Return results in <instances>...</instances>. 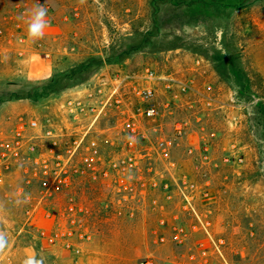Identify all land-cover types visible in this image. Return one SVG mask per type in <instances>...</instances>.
<instances>
[{
  "label": "rangeland",
  "instance_id": "rangeland-1",
  "mask_svg": "<svg viewBox=\"0 0 264 264\" xmlns=\"http://www.w3.org/2000/svg\"><path fill=\"white\" fill-rule=\"evenodd\" d=\"M37 7L48 26L32 40ZM149 85L153 119L139 113ZM95 151L130 169L134 219L84 208L90 253L59 257L44 180ZM0 157L2 264H197L204 249L208 264H264V0H0ZM197 215L210 235L192 234Z\"/></svg>",
  "mask_w": 264,
  "mask_h": 264
},
{
  "label": "crops",
  "instance_id": "crops-1",
  "mask_svg": "<svg viewBox=\"0 0 264 264\" xmlns=\"http://www.w3.org/2000/svg\"><path fill=\"white\" fill-rule=\"evenodd\" d=\"M79 165L61 168L59 177L52 180L53 182H57L60 211L56 216L55 214L52 215L49 210L44 216L43 239L45 242H48L49 247H58L59 257L62 252L64 255L71 252L81 255L85 251L90 253V247L88 246L91 245V242H93L99 231L91 220L86 217L87 210H84V208L101 206L105 213L104 217H101L103 218L101 220L103 222L124 223L134 219L129 206L133 197V183L129 168ZM165 185L167 189L168 185ZM143 186L144 188L146 187L145 184ZM156 188H158L157 183ZM142 193H145L144 189ZM166 197L168 201L173 198L169 190L166 191ZM189 197L191 198L189 200L190 204L194 205L195 196L190 195ZM154 204L156 224H158V227H162L161 224L165 220L157 214L161 213L160 210L163 205L162 203L160 204L159 199H155ZM200 219L203 220L202 218ZM51 222H54V226L51 225ZM194 226H198L200 230L195 231ZM192 230H194L192 232L194 235L205 234L203 228L200 227L198 221L194 218ZM153 234L155 243L161 244L160 238L163 240L161 231L156 229L153 231ZM91 257L93 258V256ZM199 257L204 261L197 264H208L207 258L203 255V250H201V256ZM90 262L93 264L92 259L88 264Z\"/></svg>",
  "mask_w": 264,
  "mask_h": 264
},
{
  "label": "built area",
  "instance_id": "built-area-1",
  "mask_svg": "<svg viewBox=\"0 0 264 264\" xmlns=\"http://www.w3.org/2000/svg\"><path fill=\"white\" fill-rule=\"evenodd\" d=\"M146 79L150 82H156L157 81V76L153 71L148 70L147 72V77ZM139 96L141 97L142 101L144 103H147L145 106L140 107L139 113H141V116L144 118L148 119H153V118H158L161 116V111L159 106L153 101L155 99V88L154 85H149L146 88L143 89L141 93H139ZM38 126V123L36 121L30 122V127L35 128ZM128 128L135 130L132 128L131 123L127 124ZM100 153L95 151L91 152L89 156L86 158L85 164L88 166H95L97 165V159H101L99 156ZM4 159L3 157H0V162L1 160ZM67 166H60L58 168V175L60 174V169L64 168ZM124 169V168H123ZM58 178V177H57ZM56 179V177L52 176V174H49V177L44 180L43 186L44 189L46 190V193H49L52 189L56 190L58 188L57 182H53L52 180ZM199 222L201 223V227L207 233L210 235L209 229L211 226L210 221H204L201 220L200 217L197 215ZM195 230L198 231V226H194ZM226 245L225 239H218L217 242L215 243L216 250L221 253L222 248ZM209 250H203V255L206 256ZM141 264H155V262L151 259H146L144 260Z\"/></svg>",
  "mask_w": 264,
  "mask_h": 264
},
{
  "label": "clouds",
  "instance_id": "clouds-1",
  "mask_svg": "<svg viewBox=\"0 0 264 264\" xmlns=\"http://www.w3.org/2000/svg\"><path fill=\"white\" fill-rule=\"evenodd\" d=\"M47 10L43 7H37L30 12V16L26 23L28 24L27 34L28 38L32 40L40 39L44 35V30L48 26L46 21ZM4 243L3 235L0 234V246Z\"/></svg>",
  "mask_w": 264,
  "mask_h": 264
}]
</instances>
